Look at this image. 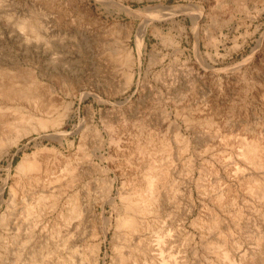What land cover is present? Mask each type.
Here are the masks:
<instances>
[{
    "label": "rangeland",
    "instance_id": "rangeland-1",
    "mask_svg": "<svg viewBox=\"0 0 264 264\" xmlns=\"http://www.w3.org/2000/svg\"><path fill=\"white\" fill-rule=\"evenodd\" d=\"M188 7L199 14L195 25L185 13ZM87 10L96 18L94 25L85 20ZM30 23L41 28L39 38L28 37ZM144 25L145 53L141 58L135 54L127 81L120 51L131 44L136 53L134 36ZM0 70L30 72L53 99L47 122L63 111L69 134L55 140L47 124L49 136L33 133L0 152V185L10 182L5 199L26 156L48 161L60 155L66 160L94 152L99 156L94 167L80 160L83 174L62 189L56 209L34 222L20 264L29 247L41 246L42 255L50 252L51 264L67 257L69 264H89L95 239H100L98 264H115L121 245L113 239L117 212L112 203L120 205L118 192L129 173L132 184L141 183L142 170L131 173L126 165L140 159L137 154L146 148L154 152L147 155L163 185L159 212L148 214L147 233L132 236L139 244L122 250L124 256L133 250L131 264H239L242 256L259 251L254 241L264 239V200L250 197L248 184L237 180L241 170L246 177L252 168L234 152L247 141L264 146V0H0ZM0 108L16 109L1 99ZM223 137L228 142L222 143ZM106 177L113 180V192L101 210ZM20 200L21 209L30 194L22 192ZM74 201L81 218L63 224L58 215ZM93 209L111 220L105 238L103 221L89 216ZM21 212L0 225V264L13 258L3 241L24 235ZM54 226L60 229L58 236ZM67 230L73 234L69 240L63 236ZM158 237L163 244L158 245ZM219 239L226 240L224 246Z\"/></svg>",
    "mask_w": 264,
    "mask_h": 264
},
{
    "label": "bare ground",
    "instance_id": "bare-ground-1",
    "mask_svg": "<svg viewBox=\"0 0 264 264\" xmlns=\"http://www.w3.org/2000/svg\"><path fill=\"white\" fill-rule=\"evenodd\" d=\"M188 9H190V7H188ZM185 13L188 14L193 25H195V23L200 18L197 11L193 8H191L190 11ZM85 16H86L85 20L87 19L88 23L90 22V24L92 23V25L96 23L95 20L96 18L94 17L91 11L87 10ZM30 24L28 25L27 32H29L31 36L27 33L28 37L39 38V33L37 32V30L38 28L39 29L41 28L34 23H32L31 25ZM146 28H147L146 25L140 27L134 36L136 53L134 48L131 46V44L125 45L122 48L123 50L120 51V53H123V57L126 61V66L128 68L127 73L125 75L127 81L130 80V73H132L131 72L132 67L135 65V54H137L138 58H141L142 55L145 53L146 34H147ZM25 38H26V34H25ZM29 38H27V40ZM126 39L127 40L130 39V37L129 36L124 37L123 42H125ZM46 93H47L46 87L45 88L42 87V85L38 83L37 79L30 72L27 75H25L20 73L13 74L10 73V71L7 72L0 70V99L4 103L11 104L16 107L15 111H10V112H7V110H2L0 108V152L2 153L8 152L9 149L11 150V148L18 146V144L21 142L23 138H26L32 135L33 133L43 132L45 133V136H49L46 134L47 124H51L52 126L53 134L50 136L53 139L66 140L68 138L69 134L67 132V129H65L67 122L64 119V113L62 114L63 111L58 115L56 113L57 117L53 121L47 122L50 106L52 104L53 99L49 98ZM22 106H24V108L27 109V111L24 113L19 111V107L21 108ZM191 113L193 112H190L189 115ZM196 113L198 115L201 114L198 112ZM190 117L193 116L190 115L188 118L190 119ZM195 118L196 117H193L190 120L193 121ZM194 127H198V126H194ZM148 139L147 140L150 141L151 137ZM226 141L228 142V139H226V137H223L222 143ZM247 142L241 143L243 145L241 146L242 150L240 149L241 148L240 147L239 148L240 151L234 153H236L235 157L238 156V158H240L243 161L242 163H245L246 165L252 168V172L248 173V175L244 177L242 176L243 174H241L242 173L241 170V172L238 174L239 177L237 176L238 177L237 180L241 182V184L244 185V187H245V182L246 184H248L249 186L248 191L251 194L250 197L254 196L255 198H259L261 196L262 199L264 200V176L260 175V173L264 170V154H263L264 151L262 149V147L264 146L261 145L262 143L257 141H252V142L247 141ZM81 145H82L81 147H83V144ZM135 148H137V146ZM116 150L114 151L117 152ZM145 150L146 153L142 152L137 154V155H142L140 159L134 158L132 159V161L129 162L130 165H126V167L128 166V168L131 170L130 171L131 173L142 170L140 173L141 183L139 182L140 184L138 186L132 184L131 183L132 181L130 182L129 180V178L132 177V174L127 173L128 177L123 179L124 181L118 192L120 205L116 207L114 206L115 204L110 201L112 203V208L115 209V211L117 212L114 223L115 231H114L113 239L118 241L121 245L120 249L116 248L117 250H115L117 253L115 264H131V259L132 257H134L133 250L130 256H124L122 250L124 248L127 249L133 248L134 245L139 244V243L137 244L133 243L134 238H132V236L137 235L139 233L140 235H142L141 233H143L146 230V227L148 225V221H147L148 214L150 211L159 212L158 202H159L160 190L163 185L162 175L154 174L153 166L155 162L154 161L151 162L152 159L150 160V157H148L147 155V153L149 155H152L150 153H154L151 152L153 150H150V148H146ZM113 153L114 152H112V154ZM60 156H58V159L56 161H48L45 157L43 158V156L41 155L38 157L35 155L24 157L16 167L15 169L16 174L14 175V177L13 178L10 177L12 183L11 186L9 187V195L7 199H5L4 196V189L9 185L10 182L8 183L7 179L2 181V184L0 185V209L4 205L6 206V209L5 212L0 215V225L4 227L5 224L7 223V218L10 215L15 216L17 210H22L21 218L19 220L21 223L20 225L22 226L23 229L22 231L24 233V235L22 233L23 235L22 237H20L21 236L20 234L18 236L16 235L11 243L3 241L4 248L8 250L7 253L13 257L11 258L12 261L10 259V262L6 264H20L19 262L21 261V257H22L21 253L23 252L22 250L25 248L24 246L27 247L33 239L32 234L34 231L32 232V229L34 227V222L36 223L40 222V219L44 217V215L47 213L48 210L52 211L56 209L59 204V197L60 194H62L61 193L62 189L67 186H72L75 183V181L83 174V170L81 169L80 166L81 163H79L81 162L80 160H85V162L91 164L94 167L96 166L94 160L95 158L99 157L96 152L92 153V155L86 154L84 159H83L84 155L82 156V154H81V159L80 158L77 159L76 157V159L71 158L69 160H66ZM9 169L10 166H8L6 170ZM236 172L239 171H235V173ZM22 192H26L30 194V201L27 200L26 203H23L24 200H22L23 204H22V208L20 209V207L18 208V206L21 202L20 195L22 194ZM112 192H113V180L109 178L107 179L106 177L104 178L102 185V194H101L102 200L99 201V206H98L101 207V210H103L105 204L109 202V200H111ZM247 194L248 193H246V195ZM220 198L221 197L217 198V200H220ZM77 204L73 207L70 206L66 208L64 214L60 213V215H58L59 216L58 219L63 224L66 223L67 225L70 224L72 220H77V219L79 220L81 218L82 210L79 207L80 205ZM89 216L91 217V219L95 220L100 218V220L103 221L102 223L103 231L101 233H102V238H105L111 228L110 218H106L100 215V213L94 209L90 210ZM58 226L56 227L54 226V232H55L54 235L56 236L60 234V229ZM16 229L19 230L18 227ZM144 233L147 232L145 231ZM64 234L65 235L63 236L64 237L66 236L68 240L71 237H73L72 231L70 233V231L67 230L66 233ZM95 240L96 241L91 246H89V251H90L89 264H98V252L100 248V242L98 240L100 239H95ZM219 240L221 241L220 243L224 246L226 240L224 239H219ZM255 241L254 244H256L255 246L258 248L259 251H257L256 249L257 252L256 251L253 252L251 256L249 255L250 257L242 256L238 262L239 264H264V239L258 238L257 240L255 239ZM157 243L158 245L163 244L164 243L163 237H158ZM39 245L41 244L39 243ZM29 248L26 255L27 258H25L26 262L24 264H51L50 263L51 261L49 262L47 260V257L50 252L46 253V255H42L43 254L42 246L39 247L38 249L37 248L29 249ZM75 252L77 253V251H74V253ZM76 255H78V253ZM82 257L83 256H81L80 258L81 260H83ZM3 260L5 261L6 259ZM69 261L70 258L68 257L64 259L61 258L58 264H69ZM165 262L166 261L162 260L161 264H166ZM70 264H74V263H70Z\"/></svg>",
    "mask_w": 264,
    "mask_h": 264
}]
</instances>
